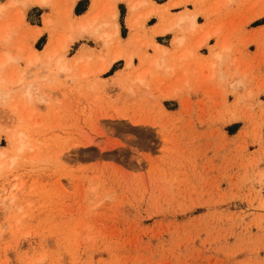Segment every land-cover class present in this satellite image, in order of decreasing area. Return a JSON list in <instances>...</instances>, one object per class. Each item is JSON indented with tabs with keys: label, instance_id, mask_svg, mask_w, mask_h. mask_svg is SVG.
I'll use <instances>...</instances> for the list:
<instances>
[{
	"label": "rangeland",
	"instance_id": "1",
	"mask_svg": "<svg viewBox=\"0 0 264 264\" xmlns=\"http://www.w3.org/2000/svg\"><path fill=\"white\" fill-rule=\"evenodd\" d=\"M10 1L0 0V61L14 58L4 77L22 84L0 97V264H264V0H148L136 27L134 0ZM184 12L196 13L192 54L168 55L164 72L154 44L173 32L154 30ZM90 17L118 39L102 47L76 33L66 56H85L77 71L30 61ZM106 49L131 67L118 58L101 74ZM18 131L32 150L16 152Z\"/></svg>",
	"mask_w": 264,
	"mask_h": 264
},
{
	"label": "bare ground",
	"instance_id": "2",
	"mask_svg": "<svg viewBox=\"0 0 264 264\" xmlns=\"http://www.w3.org/2000/svg\"><path fill=\"white\" fill-rule=\"evenodd\" d=\"M47 3H48V0H11L9 4H22V5L23 4H33V5H36L39 7H44L47 5ZM147 3L150 4V2L148 0H134L129 5L128 22H129L130 27H136L137 25H139V19H138V17H135V12L139 8H142L145 5H147ZM185 3H186V1H181V2L179 1L178 3H171V5L176 6L178 4H185ZM3 7H4V5L0 4V11ZM151 11L149 10V11L145 12L143 15H141V18L145 19L151 13ZM189 12L181 13L180 15L175 17V19H173V20L171 19V22L169 21L170 23H167L164 21H161V23L158 22L159 24H158V26L156 25L157 26L156 29L154 28L155 29L154 32L158 33V34H163L165 32L172 31L174 34H173V38L171 40V44L174 47H179V46L182 47L181 45L184 42H186L187 32L194 33V31L198 28L197 27L198 25L196 22V13H189ZM94 19H95V17H90L88 19H86V18L80 19V22H78V24H77V26H78L77 30H75V32H73V33H69L68 35H66L64 38L61 39V41L56 46L52 47L51 45H52V43H54V40H53L54 36H53V38L48 43L47 47H45L42 50V53H39L40 51L33 49L31 51V55L29 57L30 61H38L40 59H43L44 64L42 65V67L45 70L53 71L56 74H62V75L67 74L68 75L70 73H74L75 71H77V68H78L81 60L85 57L81 54L80 56H78L74 59H68V57L66 56V53L68 52V49L70 48L71 43L76 38V33H80L83 31L92 33L95 36L96 41L102 47H106L109 43V40H111L113 38L118 39V30H117L116 25H114L115 29H114V32L111 34L107 33V32H101L99 29V26H97V25L94 26V24H92ZM44 23L48 25L49 19H44ZM73 31H74V29H73ZM38 35H39V29H36L34 32L33 39H36L38 37ZM209 37H210V35L205 34L201 39H198L195 42L194 48H198V47L204 45ZM154 46H155V49L158 51V52H156L157 53L156 58H154L156 64L158 66H161L162 69L164 70V72L170 71L172 69V67L170 65V58L171 57L168 56L169 52L167 51L166 48H164L162 46L158 47L159 46L158 44H154ZM188 53L192 54V50H189ZM214 55L218 60H222L224 57L223 56L224 52L223 51L214 52ZM118 58L124 59V62H125L124 67L125 68L131 67V65H132V56L131 55L126 56L123 53H121V51H119L117 49L109 50V52L106 49L105 53L100 56V59L102 62H101V65L99 67V71H103V70L107 69L110 66V64ZM12 59L14 60V58L11 57L8 52L5 51L3 53V58L0 61V97L3 94L6 95L9 92V90H7V88L14 85V83H18L19 87L22 84V82H21L22 77L21 76H19L18 79H16L15 81H14V79H8L7 80L4 77V73H3L4 65ZM171 59H173V58H171ZM142 81H143V79H140L141 83H142ZM23 90H24V92H23L24 97L30 98L32 96V92H31L29 85H25ZM173 92L163 94V96H170L173 94ZM8 128L9 127L6 126L4 128V130H7ZM12 137L14 138L13 141L15 143V150L17 153H20V152L24 151L25 149L32 150L34 148V146L28 144L24 140V134L22 132L18 131L16 133H14V135H12ZM3 156H4V151H0V158ZM14 157L15 156L11 157V164L14 163V161H15ZM1 161H2V159H0V169L3 166V163Z\"/></svg>",
	"mask_w": 264,
	"mask_h": 264
},
{
	"label": "crops",
	"instance_id": "3",
	"mask_svg": "<svg viewBox=\"0 0 264 264\" xmlns=\"http://www.w3.org/2000/svg\"><path fill=\"white\" fill-rule=\"evenodd\" d=\"M125 1H127V0H125ZM165 2H167V0H165L164 2H162V3H157L158 5L159 4H163V3H165ZM121 3H124V5H125V2H121ZM125 8H126V5H125ZM181 10V9H180ZM180 10H177V11H180ZM177 11H175V12H177ZM129 13V12H128ZM128 17H129V14H128ZM128 17H127V19H128ZM156 18V17H155ZM124 20H125V17H124ZM156 21H157V18H156V20L155 21H153V23H151V24H146V22H145V24H144V26L143 27H145L146 29H152L153 27H154V25L156 24ZM196 22H197V20H196ZM125 26H126V22H125ZM126 29H127V33H126V35L124 36V37H130V34H131V32H130V30L127 28V26H126ZM167 33V32H166ZM173 34L174 33H171V35H169L168 34V45H164L165 47H167L168 49L171 47L170 46V44H171V40H172V38H173ZM165 35V33L164 34H161V35H153V38H155L156 36L157 37H159V36H164ZM167 35V34H166ZM85 40H87V39H85ZM209 39H207V41H208ZM84 41V40H83ZM83 41H77L78 43H79V46L76 48V51L81 47V45L83 44ZM87 41H89V40H87ZM207 41H206V43L204 44V45H206L207 44ZM85 43V42H84ZM212 43V42H211ZM156 44H158V43H156ZM184 44V45H183ZM181 46L182 47H174L172 44V48H173V52H171V51H168L169 52V55H171V56H173L174 57V59H177V57H181L182 55H184L185 53H186V51H188L187 49H188V40L186 39V42H184ZM159 45V44H158ZM162 45H159L158 47H161ZM203 46V45H202ZM202 46H200V47H202ZM90 47H93V46H90ZM163 47V46H162ZM164 47V48H165ZM200 47H198V48H200ZM185 50L184 51V53H178V51H180V50ZM201 49H206V53L204 54V55H208V49L207 48H201ZM200 49V50H201ZM75 51V52H76ZM150 53L152 52V50H148ZM158 52V51H157ZM157 54V53H156ZM78 57V56H77ZM68 59H74V58H68ZM115 61H117V59L116 60H114L111 64H110V66L107 68V69H105L103 72H101V74L102 73H104V72H106L107 70H109L112 66V64L115 62ZM120 68H116V69H113V72L111 73V74H109V76H112L117 70H119ZM187 80H189L190 79V77L189 76H187V78H186ZM170 100H175V101H177V102H179L178 100H176V99H170ZM163 101H165V100H162V102Z\"/></svg>",
	"mask_w": 264,
	"mask_h": 264
},
{
	"label": "trees",
	"instance_id": "4",
	"mask_svg": "<svg viewBox=\"0 0 264 264\" xmlns=\"http://www.w3.org/2000/svg\"><path fill=\"white\" fill-rule=\"evenodd\" d=\"M82 12H83V11H82ZM82 12H81V13H82ZM79 14H80V13H79Z\"/></svg>",
	"mask_w": 264,
	"mask_h": 264
}]
</instances>
